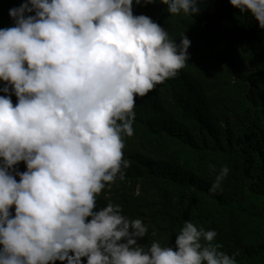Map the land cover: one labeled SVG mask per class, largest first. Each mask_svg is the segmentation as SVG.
<instances>
[{
  "label": "clouds",
  "instance_id": "9594fccd",
  "mask_svg": "<svg viewBox=\"0 0 264 264\" xmlns=\"http://www.w3.org/2000/svg\"><path fill=\"white\" fill-rule=\"evenodd\" d=\"M228 2L264 29V0ZM134 3L24 0L9 9L13 24L0 28V264H237L214 230L184 221L170 246H146L140 218L96 203L130 165L124 137L136 99L188 60L184 33L177 43L134 15ZM159 3L168 17L201 10L199 0Z\"/></svg>",
  "mask_w": 264,
  "mask_h": 264
},
{
  "label": "trees",
  "instance_id": "16d2710c",
  "mask_svg": "<svg viewBox=\"0 0 264 264\" xmlns=\"http://www.w3.org/2000/svg\"><path fill=\"white\" fill-rule=\"evenodd\" d=\"M23 2L0 0V28L13 24L9 9ZM199 2L192 17H168L159 0L134 3V15L150 17L177 43L184 33L188 60L136 99L133 135L124 137L130 165L96 203H118L127 218H140L146 246H170L192 221L214 230L213 243L238 253L237 264H264V29L228 0ZM224 166L221 189L209 193Z\"/></svg>",
  "mask_w": 264,
  "mask_h": 264
}]
</instances>
